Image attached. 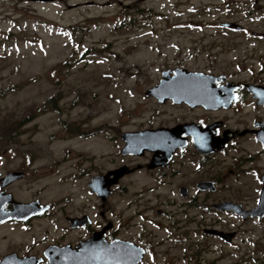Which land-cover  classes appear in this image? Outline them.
I'll return each instance as SVG.
<instances>
[{"label":"rangeland","instance_id":"1","mask_svg":"<svg viewBox=\"0 0 264 264\" xmlns=\"http://www.w3.org/2000/svg\"><path fill=\"white\" fill-rule=\"evenodd\" d=\"M176 65L235 80L264 77V0H0V176L35 161L37 173L16 186L19 197L41 190L49 199L86 198L87 180L73 167L90 170L88 153L112 152L114 126L127 113L141 116L131 121L138 123L170 112L146 94ZM84 129L101 134L76 137ZM81 152L85 160L74 159ZM119 200H111L114 215L124 208ZM6 233L0 229V243ZM257 234L237 240L238 255L254 250ZM210 246V261L234 252L215 240Z\"/></svg>","mask_w":264,"mask_h":264},{"label":"flooded vegetation","instance_id":"2","mask_svg":"<svg viewBox=\"0 0 264 264\" xmlns=\"http://www.w3.org/2000/svg\"><path fill=\"white\" fill-rule=\"evenodd\" d=\"M180 71L190 70L181 65L162 70L154 87L162 76L172 79ZM204 74L225 79L199 84L211 86L202 102H161L148 96L170 112L163 117L159 110L151 112L138 123L131 121L141 116L127 113L130 118L114 126L112 152L88 153L87 161L84 152L75 154L77 161L92 164L90 170L73 167L75 177L87 180L86 198L49 199L41 190L19 197L16 186L37 173L30 170L35 161L0 176L1 182L24 174L0 185V212L10 218L0 221V229L8 232L0 243V264H264V77ZM99 134L94 130L76 137L90 141ZM99 157L106 164L95 169ZM110 174V179L118 177L104 201L90 184ZM113 198L124 204L115 215L109 207ZM15 203L34 209L14 218ZM44 221L51 228L34 232L35 224ZM255 232L249 240L254 250L238 255L237 240ZM24 233H34L32 240ZM213 240L234 252L208 260Z\"/></svg>","mask_w":264,"mask_h":264},{"label":"water","instance_id":"3","mask_svg":"<svg viewBox=\"0 0 264 264\" xmlns=\"http://www.w3.org/2000/svg\"><path fill=\"white\" fill-rule=\"evenodd\" d=\"M35 1V0H32ZM40 2H56V1H64V0H36ZM225 27L227 28H235L237 30H241V26L237 24H224ZM201 75L203 74H198V73H177L175 78L172 80H163L161 85H159L157 88L151 90V92L147 93V95H154L155 97L159 98L162 102L165 101L166 99H174L175 101H182L186 100L187 102L189 101H196L200 99H204L207 94H204L203 92L207 89L206 87L199 85L200 83L204 81H209L211 79L202 77ZM224 80V77L221 78H216V80ZM204 90V91H203ZM203 97V98H202ZM197 102V101H196ZM191 103V102H189ZM16 178L10 179L11 175L8 179H3L0 182L1 186L7 185L17 179H20L24 176V174L21 173H16L14 174ZM112 174L105 176L103 179L101 178H95L92 180V183L90 184V188L99 196L101 197L104 201L108 199V197L111 195V187L116 184L117 177L115 176L114 179H110ZM115 175V173L113 174ZM0 204H1V197H0ZM15 212L13 213L14 218L20 219L22 216H28L30 211L34 209L32 205H23L20 203H15ZM35 210H36V205H35ZM257 213V210L253 212V215L255 216ZM11 214V213H10ZM12 215V214H11ZM7 216L2 215L0 212V221L3 219L7 220L10 218H6ZM212 233H218L223 236H225L224 233L219 232V231H210ZM65 261L62 263H57V264H65ZM67 264V263H66Z\"/></svg>","mask_w":264,"mask_h":264},{"label":"trees","instance_id":"4","mask_svg":"<svg viewBox=\"0 0 264 264\" xmlns=\"http://www.w3.org/2000/svg\"><path fill=\"white\" fill-rule=\"evenodd\" d=\"M54 106V104H52Z\"/></svg>","mask_w":264,"mask_h":264}]
</instances>
